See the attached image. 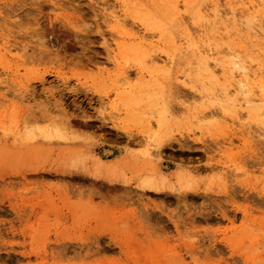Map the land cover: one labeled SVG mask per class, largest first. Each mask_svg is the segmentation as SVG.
Here are the masks:
<instances>
[{
  "label": "rangeland",
  "instance_id": "obj_1",
  "mask_svg": "<svg viewBox=\"0 0 264 264\" xmlns=\"http://www.w3.org/2000/svg\"><path fill=\"white\" fill-rule=\"evenodd\" d=\"M188 1L0 0V264H264V0Z\"/></svg>",
  "mask_w": 264,
  "mask_h": 264
},
{
  "label": "bare ground",
  "instance_id": "obj_2",
  "mask_svg": "<svg viewBox=\"0 0 264 264\" xmlns=\"http://www.w3.org/2000/svg\"><path fill=\"white\" fill-rule=\"evenodd\" d=\"M162 1H168L169 3L172 1V0H162ZM256 2V1H255ZM131 4L127 3V8L126 9H123L122 10V13L121 14H118L115 10H111L112 12L108 15L109 18L111 17L116 23L120 22L121 21V18H123L122 21H126V16L128 14L131 15L132 19L135 21V23H138L140 22V24L144 27L145 30H148V29H152V30H158V31H161L162 29H164V26H165V23H163L164 19L159 16L155 13V12H151V11H148V10H142L144 12H140L141 9H143L142 5H140V9L137 7V5L132 1L130 2ZM189 1L186 0V5H189ZM250 4L254 7L256 6V4L254 3L253 0L250 1ZM259 4V2H258ZM120 6V5H119ZM122 6V5H121ZM120 6V7H121ZM250 6V5H249ZM264 7V6H263ZM175 9H176V6H175ZM186 9V8H185ZM119 11V10H118ZM166 13H168V15H172L173 14V11L172 9L169 7H167L166 9ZM218 15V13L216 14V16ZM110 18V20H111ZM112 21V20H111ZM121 21V22H122ZM209 21V20H208ZM125 22V23H126ZM123 23V22H122ZM205 23V22H204ZM120 25V24H119ZM118 27V26H117ZM115 28V27H114ZM254 29V28H253ZM204 30V29H202ZM258 32V30H257ZM130 37V38H135L137 36L134 35V33L132 32H127V33H123V36H127ZM138 35V34H137ZM254 35V33H253ZM262 35V34H261ZM203 36V35H202ZM258 37H261V36H258ZM263 37V36H262ZM198 38V37H197ZM202 38V37H201ZM125 39V38H124ZM192 36L190 34H188V38H187V42H192ZM254 41V40H253ZM263 41V40H262ZM197 42V41H195ZM199 42V41H198ZM200 43V42H199ZM256 43V42H255ZM261 43V42H260ZM201 44V43H200ZM259 45V43L257 44ZM261 45V44H260ZM264 45V44H263ZM121 47V50L124 47V45H120ZM212 46H210L211 48ZM259 48L262 46H258ZM10 48V47H8ZM206 48V47H205ZM209 48V46L207 47ZM213 48V47H212ZM207 50V49H206ZM210 50V49H209ZM208 50V51H209ZM262 50V49H260ZM201 51H204V49H202ZM207 51V52H208ZM211 51V50H210ZM209 51V52H210ZM208 52V53H209ZM213 52V49L211 51V53ZM203 53V52H202ZM263 53H264V50H263ZM262 53V54H263ZM231 55V54H230ZM213 56V55H212ZM210 57V56H209ZM235 57V56H234ZM152 59V58H150ZM174 59V56H172L170 58L169 56V59L167 60V63L173 61ZM157 59H153V61H155ZM216 61V60H215ZM220 63L222 65V68L224 71H230L229 72V75L226 79L227 81V84L224 88L225 92L226 93H231L230 91V87H233L234 90H236V96L237 95H243V98L246 100V104H247V107L244 106L245 109H247L246 111L247 112H251V113H255L257 112L259 109L256 108V103L253 104V95H254V91L256 89H258L260 91V94L259 95H254V98L256 100H258V102H260V105H262V108H264V82L262 79H257V74H259L257 72V74H253L255 75L254 76V80H256L254 86L251 85V83L249 82V79L251 77V73H249L248 71V66H246L241 60L240 58L236 57L235 59L233 60H220ZM218 63V64H220ZM202 64L205 66V68H207V62H206V59H204L202 57ZM211 64V63H210ZM209 64V65H210ZM213 65H216V64H213ZM211 66V65H210ZM212 67V66H211ZM212 69V68H211ZM216 69V68H214ZM221 69V67H220ZM260 69V68H259ZM263 69V68H262ZM208 70V69H207ZM222 70V69H221ZM215 71V70H214ZM261 71V70H260ZM225 74V73H224ZM215 75V74H214ZM224 77V76H223ZM260 77V76H259ZM128 78V77H126ZM222 78V77H221ZM262 78V77H261ZM233 91V90H232ZM235 94V93H234ZM258 102H257V105H258ZM259 106V105H258ZM238 118L236 117H233V120H237ZM159 123L163 124V120L159 119ZM249 128H243L241 131L245 132V130H248ZM246 133H251L250 131H246L244 134ZM97 159V160H96ZM96 160V163L94 164V171H90V175L92 177H96L98 178V173L99 171H101L104 167H105V164L106 162L103 161L100 157H96L95 158ZM140 188L142 190H149L151 192H154V193H157V194H162L163 192H165L168 188H170V185L168 183V178L166 176V174H162L160 177H149V178H146L145 180H143L141 183H140ZM70 198V197H69ZM75 208V207H74ZM15 209V208H14ZM49 217V216H48ZM51 224V222H49L48 220L46 221H41L39 223V229L35 230L34 232H43L45 230V228H48L49 225ZM31 226V224L29 225ZM23 234H25V232L23 231ZM18 243V242H17ZM28 255V254H26Z\"/></svg>",
  "mask_w": 264,
  "mask_h": 264
}]
</instances>
